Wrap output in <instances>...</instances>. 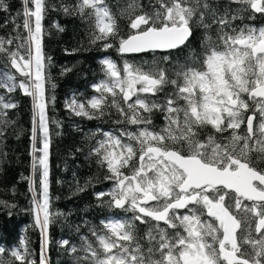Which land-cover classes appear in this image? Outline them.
<instances>
[{
  "label": "snow or ice",
  "instance_id": "1",
  "mask_svg": "<svg viewBox=\"0 0 264 264\" xmlns=\"http://www.w3.org/2000/svg\"><path fill=\"white\" fill-rule=\"evenodd\" d=\"M232 4L246 7L234 11ZM148 9L135 0L127 6L132 31L125 37L106 0H77L74 6L62 8L65 14L91 17L89 42L99 43L105 51L118 45L120 54L171 53L188 46L194 26L217 25L221 42L216 45L207 35L202 66L181 65L176 79L158 63L125 61L121 67L104 58V78L92 85L97 95L66 103L74 115L89 120L115 109L121 117L115 123L136 126L135 131H105L90 149L106 169L105 179L112 182L109 191L96 194L100 206L131 212L132 217L102 220L103 231L89 229L95 244L82 236L80 249L69 250L83 251L86 255L79 259L89 264H264V167H258L251 156L259 152L264 159V26L234 24L239 12L264 15V0H229L222 10L210 0H155ZM0 11H8L6 0H0ZM46 11L47 0H24L23 28L28 35L0 38V54L24 78L17 83L13 74L0 73L6 78L0 86L9 93L18 87L33 102L31 154L33 175L40 174L39 199L34 180L28 179L42 237L38 264H48L49 225L63 215L51 211L48 190L50 130L45 93L51 58L45 57L42 47ZM15 40L20 41L15 50L5 47ZM164 59L170 60L171 55ZM195 62H200L199 57ZM168 85L174 91L159 102L155 98ZM16 107L11 98L0 95V144L13 123L8 111ZM154 111L164 113L166 123L159 131L149 127ZM242 125L246 134L240 131ZM209 127L213 133L205 135ZM0 205L12 206L3 200ZM205 215L211 219H202ZM135 221L155 223L140 236ZM161 222L167 227H161ZM20 244L9 250L15 261L37 264L27 241ZM4 251L0 247V254Z\"/></svg>",
  "mask_w": 264,
  "mask_h": 264
},
{
  "label": "trees",
  "instance_id": "2",
  "mask_svg": "<svg viewBox=\"0 0 264 264\" xmlns=\"http://www.w3.org/2000/svg\"><path fill=\"white\" fill-rule=\"evenodd\" d=\"M143 10H149V3L155 4V0H135ZM213 6L223 5L229 0H210ZM8 11H0V38L11 39L19 33L26 37L27 31L23 28L24 0H6ZM77 0H47V11L42 20L43 36L42 47L45 57L51 61L46 68L48 83L46 84V115L49 121L50 148H49V196L50 209L53 212L63 213L54 219L49 225L48 235V264H89V261L79 259L85 256L83 251L70 252V247L80 249L83 241L81 237L91 240L95 244V238L89 231L96 227L103 231L101 221L130 219L131 212L121 209L100 206L101 201L96 194L107 192L112 187V182L105 179L108 175L105 168L97 162V157L90 154V149L102 138L105 131L115 132L122 128L135 131L136 126L117 124L121 119L115 109L98 119L89 120L74 115L66 107V103L73 99L85 101L97 95L92 85L104 78L101 61L104 58L112 59L119 66L125 61L133 64L151 65L158 63L160 68L166 69L170 78L176 79L175 72L181 65L201 67L206 49V36L210 35L216 45H220V33L218 26L210 29L202 27L193 28V35L186 48L176 49L171 53H148L139 56H122L116 47L103 50L99 43L91 44L90 33L93 31V19L78 12L65 14L63 6L72 7ZM132 0H106L107 6L115 15L121 34L125 37L132 30L128 27V16L125 12ZM245 5L232 4L231 8L239 10ZM139 11V9H137ZM240 19L234 21L237 26L253 25L264 26V15L253 14L250 10L239 12ZM255 16L254 19L248 17ZM211 23V20L208 21ZM17 25L19 27L17 28ZM59 26V27H57ZM62 29V30H61ZM15 40L13 45H5L15 50L19 44ZM23 52V49L21 50ZM171 55L170 60L164 57ZM199 57V63L195 62ZM69 69V71H65ZM9 72L16 77L17 83L24 78L15 69L4 54H0V73ZM6 83V78L0 76V85ZM174 91L172 85H168L165 91L160 93L157 99L163 102L166 93ZM0 95L6 99L11 98L17 107L8 111L13 123L6 129L3 143L0 144V200L7 201L11 207L0 205V247L4 248L0 254L3 264H18L10 255V249L20 248L21 240H26L32 251V259L37 264L41 249V231L36 226V216L33 204V196L29 190V177L35 182L36 198L40 193L39 171L33 175L32 157V128H33V102L31 96H26L17 87L9 93L6 86H0ZM247 99V97H245ZM183 104V101H179ZM251 114V112L245 115ZM152 125L159 131L165 125L164 113L154 111L152 113ZM246 134V127L242 125L240 130ZM213 133L209 127L204 134ZM218 138L220 134H215ZM225 133L224 136H227ZM223 142V141H222ZM135 143V141H132ZM79 149V150H78ZM40 153H36L38 156ZM252 158L258 167H264V159H260L259 152H252ZM124 171H128L125 169ZM83 188V191H77ZM108 197H103L107 200ZM148 219V218H145ZM138 235L143 236L150 224H141L135 221ZM167 226H165L166 228ZM169 233L174 230L168 229ZM253 235H255L253 233ZM68 240V246H62L61 241ZM145 248L147 241L142 240ZM248 248L247 245H245ZM22 250V249H21ZM251 251L250 248H248Z\"/></svg>",
  "mask_w": 264,
  "mask_h": 264
},
{
  "label": "water",
  "instance_id": "3",
  "mask_svg": "<svg viewBox=\"0 0 264 264\" xmlns=\"http://www.w3.org/2000/svg\"><path fill=\"white\" fill-rule=\"evenodd\" d=\"M174 51V50H172ZM148 53H153V52H145V53H126V54H121L122 56H125V57H130V56H139V55H144V54H148ZM155 53H167V52H164V51H157ZM32 192V191H31ZM32 195H33V192H32ZM180 212H183L184 210H178ZM155 223V222H154ZM162 224V222H161Z\"/></svg>",
  "mask_w": 264,
  "mask_h": 264
},
{
  "label": "flooded vegetation",
  "instance_id": "4",
  "mask_svg": "<svg viewBox=\"0 0 264 264\" xmlns=\"http://www.w3.org/2000/svg\"><path fill=\"white\" fill-rule=\"evenodd\" d=\"M245 203H248V202H245ZM185 211V210H184ZM183 211V212H184ZM183 212H181V213H183ZM202 219H208V220H210L211 218H208L206 215L204 216V217H202ZM213 223H214V221H213ZM166 225H163V224H161V227H165Z\"/></svg>",
  "mask_w": 264,
  "mask_h": 264
}]
</instances>
